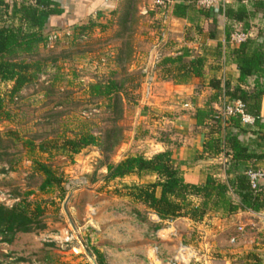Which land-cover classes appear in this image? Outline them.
I'll return each mask as SVG.
<instances>
[{
    "label": "rangeland",
    "instance_id": "1",
    "mask_svg": "<svg viewBox=\"0 0 264 264\" xmlns=\"http://www.w3.org/2000/svg\"><path fill=\"white\" fill-rule=\"evenodd\" d=\"M133 1V17L128 20L129 24L122 22L121 14L107 16L101 26L91 31L90 44L78 46L76 41L64 38L55 43L53 49L42 46L39 57L44 63L43 72L40 78L23 90L16 99L12 100L10 97L12 83L0 82L1 98L17 115L15 122L0 123V131L13 128L25 139L57 137L59 145L65 137H74L75 133L82 129V121L86 119L95 124L94 131L97 134L103 133L111 126L108 122L111 114L105 103L89 99L87 96L89 83L115 78L124 80L127 88L123 101V116L119 122L124 128V140L116 150L106 154L100 147L91 146L73 157L62 150L53 152L49 161L64 174L67 191L64 199L59 198L58 189L46 192L39 189L42 177L34 174L31 157L26 150L16 156L17 164L9 172L3 170L6 164L0 162V191L5 194L0 198V204L11 206L22 200L34 205L39 204L44 209L42 219L45 223L43 229L18 233L12 242L6 241L0 234V264H98L95 249L105 254L109 264L111 251L123 256L129 255L120 264H129L134 258L139 263L148 264L149 258L138 252L140 250L132 248L133 244L140 246L141 243H146L147 246L148 239L135 238L136 235L130 231L120 230L122 227L118 228L115 222H106L107 226L101 228L94 226V222L103 219L112 207L118 205L126 208L128 198L125 195V185L133 184V181L140 183L133 177L135 175L124 180L105 182L107 169L103 165L118 162L128 153L148 152L151 144L146 138L150 140L164 133L154 127L159 119L157 113L150 110L147 115L139 117L144 107L152 101L153 95L146 97L143 93L146 78L144 72L148 70L149 58L162 38V31L153 15L142 14V8L148 7L150 1ZM12 4L10 3V9ZM5 13L3 11L2 18L11 21ZM163 32L169 39L167 26ZM136 120L142 123L140 131H135ZM136 136H142L143 141L134 144L133 139ZM34 156L48 161L47 154L35 152ZM95 157H100L101 162L89 182L85 177L91 171L87 161ZM97 205L100 208H96ZM93 207L97 212L91 216ZM68 213L73 217L72 223L67 217ZM132 215L137 217L136 213ZM175 220L167 221L170 224L164 226L166 229L176 228V235L171 241L165 240L163 245V242H158L157 237L154 240L157 245H162L160 251L164 257L171 258L174 249L179 245L174 238L180 230L181 222L178 224ZM182 226L186 229L183 238L187 244L195 246L199 242L197 239L200 233L185 226V221ZM174 228L170 231L175 230ZM65 231L74 235L69 243L61 241ZM221 255L216 254V264L226 263ZM151 259L156 260L154 256ZM235 263L240 264V259Z\"/></svg>",
    "mask_w": 264,
    "mask_h": 264
},
{
    "label": "trees",
    "instance_id": "2",
    "mask_svg": "<svg viewBox=\"0 0 264 264\" xmlns=\"http://www.w3.org/2000/svg\"><path fill=\"white\" fill-rule=\"evenodd\" d=\"M196 1L171 0L166 6L156 9H151L150 2L147 15L154 16L162 31L164 15L167 14L170 18V7L173 3H175L174 15L183 17L189 6L196 4ZM10 3H13L11 9ZM133 5V0H125L120 9L121 20L125 24H129L128 20L133 17ZM254 5L264 8V1L256 0ZM3 11L9 15L11 21L2 18ZM63 12L60 4L55 0L21 2L0 0V82L12 83L10 90L12 100L40 78L44 65L42 58L39 57L42 46L53 49L54 44L64 38L76 41L78 46L90 44L91 31L102 24L98 20H91L88 24L74 29L70 34L64 33L50 40V35L55 30H48V20ZM226 16L235 22H242L246 30L245 27L252 13L245 6L237 10L230 7L226 10ZM231 54L239 69L238 83L232 87L226 83L222 87V81H211V86L219 91L215 98L221 104L220 111L218 113L213 108L199 109L195 115L198 126L204 125L208 119L213 120L209 127L204 152L223 153L230 157V162L226 164L228 165L226 172L235 173L234 179L222 180L210 174L201 184L188 182L181 168V162L174 157L172 149L158 152L151 157L128 153L118 162L103 165L107 169L105 182L131 175H136L140 179L156 176L154 181L125 185V195L145 205L163 222L182 217L201 221L210 213L221 212L232 215L239 211H259L264 208V192L261 186L259 191H253L246 175L249 167L240 168L241 162L261 158L263 155L250 149V145L240 139L239 133L224 134L223 131L228 128H237L239 132H244L246 129L243 128L239 116L224 118L221 115L226 102L239 99L245 103L246 111L256 118L255 125L264 128V124L261 123L264 98V43L259 37L250 38L235 46ZM205 64L204 56L191 58L187 52H183L177 56L162 57L154 64L153 69H161L168 73L174 82H186L192 77H202ZM252 78V83H249ZM126 89V82L115 78L95 81L87 85L89 99L104 102L105 107L110 111L111 115L107 120L111 126L103 133L97 134L94 131L95 124L90 123L88 119L82 121V129L78 130L74 137H65L61 145L58 144L57 137L25 139L13 128L0 131V162L6 164L3 170L5 172L13 170L17 164L16 156L26 150L31 157L34 174L42 177L39 189L43 192L58 189L59 198L64 199L67 195L64 174L49 161L53 152L62 150L73 157L91 146L100 147L106 154L116 150L124 140V128L119 122L123 116ZM16 116L0 96V123L15 122ZM252 134L257 133L252 132ZM160 138L165 140V134H161ZM259 138L264 141V133H261ZM35 152L47 154L48 161L36 158ZM95 181L94 177L93 182ZM43 215L44 209L39 204L34 205L26 200L15 202L11 206L0 204V234L6 241L12 242L18 233H30L37 228L43 229L45 228ZM136 216L141 217V214L136 213ZM162 226L158 224L157 228ZM94 252L98 264H109L103 252L99 249H95Z\"/></svg>",
    "mask_w": 264,
    "mask_h": 264
},
{
    "label": "crops",
    "instance_id": "3",
    "mask_svg": "<svg viewBox=\"0 0 264 264\" xmlns=\"http://www.w3.org/2000/svg\"><path fill=\"white\" fill-rule=\"evenodd\" d=\"M55 1L60 4L64 12L48 20V30L69 29L71 32L88 24L91 20H98L102 23L107 16L120 15V9L125 0ZM241 6H245L252 13L247 27H245L246 30L253 34L252 38L258 39L259 37L264 43V8L256 7L254 1L217 0V4L212 9L205 10L196 4H191L183 17L174 15L175 3H173L170 7L171 16L162 29L163 31L167 26L169 39L165 34L149 58L148 71L153 77V96L152 101L149 102L150 107L146 105L147 107H144L139 117L142 118L143 115H147L150 110L157 113L159 119H157L154 127L164 132L162 134H165V140L160 137H152L150 140L146 138L150 141L151 149L149 148L148 152H139L138 154L151 157L158 152L172 149L174 157L181 162L186 180L194 184L205 182L206 177L210 174L222 180L234 179L235 177V173L228 174L226 172L228 168L226 164L230 162V157L223 153L204 152L209 127L213 120L208 119L204 125L198 126L195 114L199 109L213 108L218 113L220 111L221 104L215 98L219 91L211 86V81H222V87L226 83L231 87L238 83L239 69L231 54L235 46L229 44L230 35L228 36L227 31L230 29L231 34L235 28L244 30V24L230 20L226 16V10L230 7L237 10ZM183 52H187L191 58L194 56L205 57L206 64L202 77H192L186 82H174L168 73L161 69H153L156 61L158 62L162 57L166 55L177 56ZM157 58L159 59L156 60ZM252 81L253 78L249 80V83ZM261 123L264 124V98ZM141 124L140 121L137 122L136 120L135 131L142 130ZM243 128L246 131L239 132L237 128H228L223 133H239L240 139L248 143L250 149L263 155V157L243 161L240 168L255 166L264 169V141L259 138V135L264 133V128H260L258 124L243 125ZM252 132L257 134H252ZM143 139L142 136H136L133 139L134 144L140 143ZM128 177L130 176L122 178V180ZM133 177L137 178L140 183L146 182L144 181L145 178L151 179L149 181L156 179V176H146L142 179L136 175ZM134 183L136 181H133ZM261 189L264 192V181L261 183ZM126 197L128 198L126 208L118 205L112 207L103 219L94 222L95 228L106 227L107 223L115 222L118 228L122 227L120 230L130 231L136 235L135 238L149 240L147 246H145L146 243H143L144 245L141 243L140 246L132 245L134 250H140L138 252L149 258L148 264H160L161 259L164 261L163 264H166L169 257H164L163 252L160 251L161 259H156L158 263L156 260H152L150 255L152 254L151 246L156 244L155 237L159 239L158 242L160 243L165 240L171 241L165 237L166 228L164 227L170 222H163L145 205L135 202L128 196ZM96 208H100L99 205ZM132 213L141 214V218H134ZM67 217L71 223L74 221L69 213ZM184 221L185 226H189L190 229L200 233L197 239L199 242L195 244L200 262L196 264H216L214 261L215 257L218 256L216 254H222L221 256L226 260L225 264H236L235 261L238 259H240V264H264V208L259 211H239L232 215L221 212L210 213L201 221H193L186 217L177 218L174 222L178 224L181 222L180 230L177 231V236L174 238L178 244H187L186 239L183 238L184 232H186L185 227L182 226ZM158 224L163 226L157 228ZM239 227H242L243 230L238 231ZM109 228L111 227L109 226ZM158 232L159 235H157ZM233 234L238 235L236 243L230 242V237ZM143 246L145 247L143 248ZM161 247L162 245H160ZM128 256L115 254L111 251L110 264H120ZM132 261L137 262V259L134 258Z\"/></svg>",
    "mask_w": 264,
    "mask_h": 264
},
{
    "label": "built area",
    "instance_id": "4",
    "mask_svg": "<svg viewBox=\"0 0 264 264\" xmlns=\"http://www.w3.org/2000/svg\"><path fill=\"white\" fill-rule=\"evenodd\" d=\"M9 2H21L23 0H6ZM151 2V9H156V8H162L164 6H166L168 3L171 2V0H149ZM251 1H256V0H251ZM217 4V0H197L196 1V5L201 8V9H212L215 5ZM149 12V9L147 7H144L142 9V14L143 15H147ZM169 20V17L166 15H164V24ZM70 34L71 32H65V31H54L51 33L50 35V40L56 39L58 36L62 35V34ZM253 34L248 31V30H242V29H238L235 28L230 36H229V44L233 45V46H237L240 45L241 43L246 42L247 40H249L250 38H252ZM165 37L164 32L162 31V38ZM161 38V39H162ZM160 58V57H159ZM157 58V60L159 59ZM104 61V59H102ZM157 62V61H156ZM144 73H146V78L144 81V89H143V93L146 97H150L152 96V88H153V77L152 75L149 73V71H145ZM222 117L224 118H229L232 116H239L241 118V122L244 126H252L255 124L256 122V118L249 114L246 111L245 108V103L242 100H235V101H231V102H226L223 109H222ZM246 175L247 178L249 180V184L250 187L253 191H259L260 190V186L262 181H264V169L259 168V167H249L246 170ZM4 197L5 194L3 192L0 191V198ZM2 199V198H1ZM5 200V199H4ZM14 200V199H13ZM9 205V204H6ZM97 212L96 208H92L90 211L91 216H94ZM174 227H171L170 229H172ZM170 229H165V237L168 239H171L174 235H176V228H174L175 230L170 231ZM243 228L239 227L238 231H242ZM159 235V232L158 234ZM74 235L72 234V232L70 233V231H65V234L62 238V242L63 243H69L73 240ZM238 239V235L237 234H233L230 237V242L231 243H236ZM151 255L150 257L154 256L155 259L159 260L161 259L160 256V246L159 245H154L151 248ZM160 264H163L164 261L161 259L160 260ZM199 255L197 252V249L195 248V246L190 245V244H179L173 251V255L171 258L167 259L166 264H194L199 262ZM129 264H145V263H137L134 261H129Z\"/></svg>",
    "mask_w": 264,
    "mask_h": 264
},
{
    "label": "water",
    "instance_id": "5",
    "mask_svg": "<svg viewBox=\"0 0 264 264\" xmlns=\"http://www.w3.org/2000/svg\"><path fill=\"white\" fill-rule=\"evenodd\" d=\"M55 31H65V32H70L69 29L55 30ZM89 158H90V157H89ZM100 162H101L100 157H95L94 159L90 160L89 162L87 161V164L90 166L91 171L89 172V175H88V176L86 175L85 177L89 180V182L92 181V177H93V175H94V171H95L96 167L100 164Z\"/></svg>",
    "mask_w": 264,
    "mask_h": 264
}]
</instances>
